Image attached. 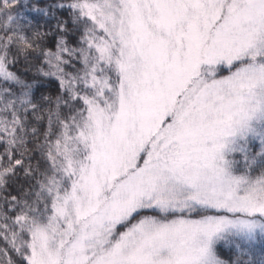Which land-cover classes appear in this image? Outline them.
<instances>
[{
    "label": "snow or ice",
    "instance_id": "1",
    "mask_svg": "<svg viewBox=\"0 0 264 264\" xmlns=\"http://www.w3.org/2000/svg\"><path fill=\"white\" fill-rule=\"evenodd\" d=\"M0 264H264V0H0Z\"/></svg>",
    "mask_w": 264,
    "mask_h": 264
}]
</instances>
